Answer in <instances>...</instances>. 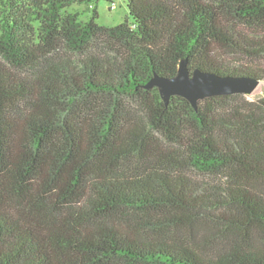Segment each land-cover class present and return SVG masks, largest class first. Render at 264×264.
<instances>
[{"label":"trees","instance_id":"obj_1","mask_svg":"<svg viewBox=\"0 0 264 264\" xmlns=\"http://www.w3.org/2000/svg\"><path fill=\"white\" fill-rule=\"evenodd\" d=\"M126 3L0 0V264H264V92L146 87L264 81V0Z\"/></svg>","mask_w":264,"mask_h":264},{"label":"water","instance_id":"obj_2","mask_svg":"<svg viewBox=\"0 0 264 264\" xmlns=\"http://www.w3.org/2000/svg\"><path fill=\"white\" fill-rule=\"evenodd\" d=\"M260 85V80L253 77L221 76L216 73L205 72L200 69L191 71L188 59L181 60L177 75L173 77L155 76L146 87L157 86L167 104L172 96H183L198 110L199 102L215 95H229L233 93L250 94Z\"/></svg>","mask_w":264,"mask_h":264},{"label":"rangeland","instance_id":"obj_3","mask_svg":"<svg viewBox=\"0 0 264 264\" xmlns=\"http://www.w3.org/2000/svg\"><path fill=\"white\" fill-rule=\"evenodd\" d=\"M126 2L127 0H112V1L96 0L97 9L99 12V17L97 18V22L99 24L107 25V26H114L122 22L126 17L129 16V11ZM77 9L83 11L85 9V5H80V3H75L69 8L70 11H76ZM90 14L91 13L88 11L82 12L81 20H87L88 17H90ZM128 19L130 20V17ZM230 60L235 61V63L238 65L239 59L237 56H232ZM263 92H264V81H262L260 85H258L255 88L253 93L247 94L246 96L252 100H257L263 95Z\"/></svg>","mask_w":264,"mask_h":264}]
</instances>
